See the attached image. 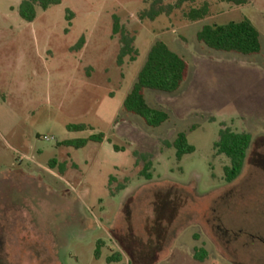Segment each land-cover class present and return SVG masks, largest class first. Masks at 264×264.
I'll return each mask as SVG.
<instances>
[{
  "label": "rangeland",
  "instance_id": "374dc122",
  "mask_svg": "<svg viewBox=\"0 0 264 264\" xmlns=\"http://www.w3.org/2000/svg\"><path fill=\"white\" fill-rule=\"evenodd\" d=\"M22 1L0 0V264H264V0H197L155 20L141 18L153 0H63L33 22ZM205 1L209 14L191 20ZM116 17L136 36V60L119 61ZM244 18L260 54L198 40L206 24ZM158 40L190 74L177 92L146 90L170 114L151 127L123 103ZM225 127L253 136L231 183L214 146ZM100 132L104 142L63 144ZM180 132L196 147L181 160L170 145Z\"/></svg>",
  "mask_w": 264,
  "mask_h": 264
},
{
  "label": "trees",
  "instance_id": "16d2710c",
  "mask_svg": "<svg viewBox=\"0 0 264 264\" xmlns=\"http://www.w3.org/2000/svg\"><path fill=\"white\" fill-rule=\"evenodd\" d=\"M197 0H177L175 3H164V0H153L151 7L141 13V18L155 20L160 15H171L177 9H181L184 4L194 3ZM236 4L246 3L247 0H226ZM63 0H23L19 7L20 16L33 22L38 14V7L47 10L53 5L61 4ZM210 12V5L207 1L200 7H192L187 16L191 20L205 18ZM121 34V52L119 61L123 63L126 57L136 60L139 51L135 46L136 36L129 32L120 24L118 17L115 19L114 34ZM198 40L208 47L225 52H234L244 55H256L262 53V35L260 30L249 18L240 21H230L225 24H206L198 32ZM85 38L82 37L77 48H81ZM190 74L189 61L170 46L158 40L152 46L147 56V60L139 71L137 80L132 90L126 96L123 108L125 111L138 115L144 119L147 125L159 127L170 119L168 111L150 105L146 99V90L152 89L161 92H177L187 81ZM70 131H85L91 129L86 123L68 124ZM106 135L103 132L91 134L86 138H75L63 141L66 146L75 148L85 147L89 142H104ZM111 142V140H109ZM253 141V136L249 132H237L230 127L222 128L220 138L215 142V149L219 154H225L230 158V164L225 166V179L231 183L235 181L243 172L247 160L248 152ZM177 150L178 159H182L186 154L193 153L196 147L190 144L187 132H180L177 138L170 144ZM116 151L124 150L114 144ZM151 162L148 161L143 173L151 178L148 172ZM207 252L200 249L196 253L199 260L205 259ZM110 261L121 260V255H117Z\"/></svg>",
  "mask_w": 264,
  "mask_h": 264
}]
</instances>
